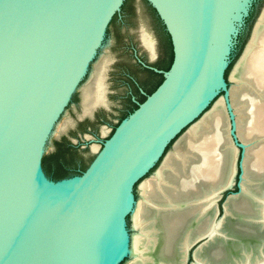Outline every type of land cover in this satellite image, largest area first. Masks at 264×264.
Wrapping results in <instances>:
<instances>
[{
	"label": "water",
	"instance_id": "obj_1",
	"mask_svg": "<svg viewBox=\"0 0 264 264\" xmlns=\"http://www.w3.org/2000/svg\"><path fill=\"white\" fill-rule=\"evenodd\" d=\"M146 1L169 34L170 67L142 63L162 74L161 83L135 101L137 108L121 119L82 173L54 180L42 166L45 144L123 0H0V264H118L131 258L126 217L133 228L135 192L143 181L134 189L135 182L163 155L152 176L157 172L173 150L164 153L166 143L185 126L186 135L219 91L238 159L231 182L218 188L215 219L223 220L230 244L264 236L259 222L228 212L242 195L245 145L235 129L226 55L253 0ZM155 57L156 52L150 56ZM87 115L92 118V111ZM235 187L219 207L218 200ZM163 217L157 219L155 255H179V237H170ZM214 237H190L183 264L194 263L195 251L211 240H223Z\"/></svg>",
	"mask_w": 264,
	"mask_h": 264
},
{
	"label": "bare ground",
	"instance_id": "obj_2",
	"mask_svg": "<svg viewBox=\"0 0 264 264\" xmlns=\"http://www.w3.org/2000/svg\"><path fill=\"white\" fill-rule=\"evenodd\" d=\"M141 33V41L153 57L155 45L152 36L145 29L141 30ZM105 69V67L100 69L84 90V113L90 112L96 105L106 104ZM229 80L233 82L228 91L235 117V129L245 149L242 163V195L230 204L231 210L228 211L227 207L225 209L229 213L233 211L249 220L257 222L260 220L262 230L264 229V7L243 53L230 72ZM217 88L218 84L193 114L206 103ZM105 128H102L103 134L108 131ZM186 141L184 149L170 151L162 166L153 175V179L140 183V197L131 216L134 232L130 237L131 261L128 264H183L190 237L200 232L206 233L210 238L218 236L223 240L212 238V244L206 249L196 250L194 253L196 261L193 264H204L201 262L203 260L207 264H249L253 261L258 263V255L264 253V236L251 242L236 239V244H230L228 242L230 237L224 229L226 226L223 220L215 219L218 188L224 182L228 184L231 182L238 151L229 137V118L222 97H219L188 129ZM98 147L93 145L92 149L96 151ZM162 217L167 220L170 237H179V255L165 256L164 250L159 256L155 255L161 232L157 219ZM193 222L194 226H192ZM181 227H183L182 234L177 235ZM169 235L166 234V238Z\"/></svg>",
	"mask_w": 264,
	"mask_h": 264
},
{
	"label": "rangeland",
	"instance_id": "obj_3",
	"mask_svg": "<svg viewBox=\"0 0 264 264\" xmlns=\"http://www.w3.org/2000/svg\"><path fill=\"white\" fill-rule=\"evenodd\" d=\"M123 3L120 11L108 24L105 36L87 74L73 93L69 104L60 115L45 144L43 156L48 157L53 153L57 154L59 149L60 151L64 150L65 143H60L63 141L62 139L75 148L73 154H67L66 161L59 162L67 170L81 166L82 163L86 167L101 147L102 142L110 136L121 121L123 114L133 107L132 101L143 100V95L156 85L160 76L152 72L153 70L150 68L143 66L142 63L157 68V64L167 63L170 58L168 38L153 7L146 0H123ZM263 7L264 0H253L248 4L247 12L243 14L226 55L227 79L243 53ZM141 27H144L147 33L152 34L156 40V57L153 59L150 58L148 50L142 45ZM103 67L106 68L104 83L108 109L96 105L91 110L92 118H89L87 113L83 112L84 90ZM232 84L233 82L229 80L228 88ZM221 95L222 91H219L213 100ZM86 119L88 120L86 121ZM103 127L108 130L106 134L102 132ZM185 128L186 126L166 143L164 153L168 150H182L186 147ZM93 145L99 146L96 151L92 149ZM162 156L135 182L134 189L137 182L153 179L152 172L158 166ZM53 158L50 157L43 166L46 174L48 172L51 175L60 168L58 162L54 161L56 159L59 161L61 156L57 154ZM236 158L238 159V156ZM236 190L235 187L225 192L224 196L218 200V206L220 207L227 194ZM139 197V192H135V198L139 199ZM126 227L130 234L134 232L129 216L126 217ZM130 261L129 257H124L118 264H128Z\"/></svg>",
	"mask_w": 264,
	"mask_h": 264
},
{
	"label": "trees",
	"instance_id": "obj_4",
	"mask_svg": "<svg viewBox=\"0 0 264 264\" xmlns=\"http://www.w3.org/2000/svg\"><path fill=\"white\" fill-rule=\"evenodd\" d=\"M124 5V3L122 4V6ZM122 6H121V8H122ZM154 9V8H153ZM154 11H155V9H154ZM156 12V11H155ZM116 16V13L113 15V17H112V19H111V21L113 20V18ZM159 18V17H158ZM160 20V19H159ZM110 21V22H111ZM160 22H161V24H162V21L160 20ZM162 27H163V30H164V33L166 34V36H167V38H168V44H169V49H170V58H169V60H168V62L166 63H159V64H157L156 66H157V68L158 69H168L169 67H170V65H171V62H172V60H173V50H172V44H171V40H170V37H169V34L167 33V31L165 30V27H164V25L162 24ZM151 71V70H150ZM152 72H154V71H152ZM154 73H156L157 75H159L160 76V79L158 80V82L156 83V85L152 88V89H150V90H148V93H146V94H150L160 83H161V81L163 80V76H162V74L161 73H157V72H154ZM225 76H226V72H225ZM145 99V94L143 95V100ZM143 100H141V101H138V102H142ZM132 104H133V107L129 110V111H127V112H125L124 114H123V118L124 117H126L129 113H131L135 108H137V103L135 102V101H132ZM122 118V119H123ZM88 119H86V121H87ZM63 141L62 142H60V143H65L64 145H65V147H64V150L63 151H60V149H59V152L57 153V154H59L60 156H61V158H59V161H58V159H56V161H54L55 163L56 162H58V165L60 166V168H59V170L58 171H55V173H53V174H51V175H49V173L47 172V174L50 176V178H52V179H54V180H58V179H61V178H63V177H69V176H73V175H76V174H80V173H82V171L87 167H85V165H84V163H82V165L81 166H78V167H74V168H71L70 170H67L66 168H64L63 166H61V163H59V162H61V161H66L67 160V154L68 155H71V154H73L74 153V150H75V148L69 143V142H67V141H65V139H62ZM60 143H59V145H60ZM56 153H53L52 155H50L49 157L48 156H43L42 157V166H44V164L48 161V159L51 157V159H54L53 157L54 156H56L57 155ZM52 162V161H51Z\"/></svg>",
	"mask_w": 264,
	"mask_h": 264
},
{
	"label": "flooded vegetation",
	"instance_id": "obj_5",
	"mask_svg": "<svg viewBox=\"0 0 264 264\" xmlns=\"http://www.w3.org/2000/svg\"><path fill=\"white\" fill-rule=\"evenodd\" d=\"M258 222L259 223H261V221L260 220H258ZM195 256V255H194ZM261 256H263L264 257V253H263V255H258V258H259V262L258 263H256L255 261H253V262H251V263H249V264H264V259H262L263 257H261ZM261 260V261H260ZM263 260V261H262ZM195 261H196V257H195ZM194 261V262H195ZM204 261V260H203ZM203 261H201L202 263H204V264H207L206 262H203ZM193 264V263H192Z\"/></svg>",
	"mask_w": 264,
	"mask_h": 264
}]
</instances>
